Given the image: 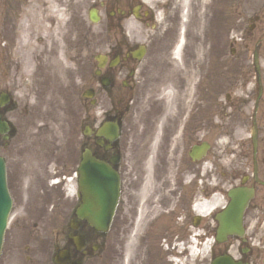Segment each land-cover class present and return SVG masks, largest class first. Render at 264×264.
Here are the masks:
<instances>
[{
    "label": "flooded vegetation",
    "instance_id": "af4514ba",
    "mask_svg": "<svg viewBox=\"0 0 264 264\" xmlns=\"http://www.w3.org/2000/svg\"><path fill=\"white\" fill-rule=\"evenodd\" d=\"M68 3L76 8L80 4L87 7L84 14L73 10L72 18L76 22L82 16L91 23V13L99 20H105V31L98 36V52L94 55V68L88 82H94L96 94H122L126 105L123 108V141L119 138L109 143L103 139V144L99 145L101 138L94 129L83 136L77 157L65 161L56 157L59 183L55 196L49 200L45 197L46 188L42 193L31 192L33 176L29 174V167L27 172L24 163L31 154L23 149L25 145L19 142L13 128L6 135L0 134V155L6 162L7 187L12 200L10 219L16 221L15 229L25 239L16 241V244L22 243L19 247L14 240L7 239L9 234L5 232L0 264H87L99 252L100 239L105 233L122 225L123 264H171L167 260L170 252L160 249L155 262L148 254L143 259L140 253L146 246H158L159 238L166 246L179 247L192 243L201 246L207 241L208 219L196 210V205L208 196L205 162L202 159L193 161L187 152L188 163L175 166L172 187L169 176L166 191H161L158 179L166 175L160 172V167L157 171L156 143L150 148L141 136L149 130H157L165 145L170 141L189 149L193 144L206 141L192 140L207 131L204 114L208 94L197 89L198 100L205 101L202 104L198 100L194 104L191 102L189 108L175 101V92H183L185 101V87L167 84L169 79L165 69L170 66L161 58L162 49H165L161 47V37L169 36L166 50L175 53L181 37L185 43L191 37L195 40V37L207 36L204 21L209 20L214 27L220 21L219 13L230 20V41L229 32L225 36L219 35L218 44L215 35L209 38L211 47L218 45L210 47V55L216 53L217 61L214 57L211 60L217 64L219 77L213 108L221 114L220 129L223 132L233 135L238 129L249 130L256 140L257 135H264V0H68ZM159 22L164 24L165 31L161 35L153 34L158 31ZM112 27L114 31H111ZM77 28L78 25L75 31L79 38ZM80 40L82 50L89 51L93 47V36L89 31L84 30ZM183 49L177 59H182V66H187L183 60L187 53ZM96 55L99 60L95 59ZM13 82L10 69L7 72L1 70L0 85ZM91 87L87 85L84 90ZM194 90L196 92V88ZM191 100L185 102L189 105ZM148 101H153L154 105L149 106ZM158 101L162 102L159 107L155 105ZM131 103L139 112L141 107L143 110L134 120L127 116L129 109H135L133 104L129 105ZM6 109L7 105L0 107L3 119ZM140 127L141 131L136 132ZM132 132L139 134L136 138L142 152L137 155L129 144ZM85 147L109 165L111 174L116 172L119 176V196L106 232L96 230L87 219L77 215V209L82 205L77 173ZM148 148L149 153H146ZM174 151L169 143L167 154L163 156L165 162L161 164L164 170L167 163L174 167L171 157ZM142 157L146 160L142 161ZM136 160H139L136 166L148 173L146 177L143 178L140 172L138 177L134 175L133 161ZM247 161L251 165H247ZM243 168L246 170L242 171ZM50 178L46 177V182ZM217 180L219 192L225 197L237 186L249 188L252 196L244 209L242 236L228 235L214 245L222 247L220 254L229 252L241 264H264V142L252 143L249 150L241 151L237 160L221 169ZM226 203L227 200L221 201L216 212H221ZM47 206L51 208L50 213L46 212ZM215 215L211 216L214 230L218 227ZM57 252L62 254L55 256ZM65 252L69 257L64 255ZM177 256L185 260V250H180Z\"/></svg>",
    "mask_w": 264,
    "mask_h": 264
},
{
    "label": "rangeland",
    "instance_id": "374dc122",
    "mask_svg": "<svg viewBox=\"0 0 264 264\" xmlns=\"http://www.w3.org/2000/svg\"><path fill=\"white\" fill-rule=\"evenodd\" d=\"M48 4L55 5L59 15L56 16L57 18L53 17L46 22L48 32H44L38 20L46 16V6ZM28 5H31L32 13L37 15V18H34L33 15L24 18L30 41L29 47L18 43L17 27V21L20 18L18 15ZM86 8L85 5L81 4L76 8L68 3V0H0V72L1 70L7 72V69H10L11 76L14 77L13 83L6 85L2 83L3 85H0V92L9 93L13 101L12 110L6 114V117L12 122L14 132L20 139L19 142L25 145L23 149L28 150L31 154L29 159L24 162L27 172L29 167L31 169L29 174L33 176L31 192L34 194L42 193L46 188L45 197L49 200L55 196L54 194L57 190L53 183L58 173L55 165L56 157L57 159L61 158L62 161L77 157L78 147L82 141V130L86 125L96 127L105 117L118 118L122 122L120 139L123 141V108L126 105L123 103L122 94L110 95L108 92L109 95H106L103 92H99L94 105H90L87 99L81 96L87 85L92 87L94 85V82L90 83L88 80L94 68V55L98 52L96 47L98 36L105 31V20H100L99 23L93 24L82 19V16H79L78 22L72 18L73 10H78L81 14H84ZM219 15L220 21L217 24L215 23L214 27L210 25L209 20L204 21L206 23L203 29L206 30L207 36L204 38L198 36V38L195 37V40L191 37L189 42H185L183 52L187 53V55H185L183 60L187 66H182V59L178 60L175 58L176 60H174L171 51L166 50L168 35L161 37V47L165 48L162 49L161 58L164 60L163 63L170 66L165 69L169 79L167 84L170 83V86L181 84L186 87V76L190 68H194L191 70L198 74L192 80L194 85L192 86V91H190V95H192L190 99L192 100L189 105L183 99V92L173 91L175 92V101L177 103L189 108L192 103L194 104L198 100L197 89L206 91L208 94L205 99L207 111L204 114V119L207 118V131L203 135L193 138L192 141L204 139L210 144L206 155L202 159L205 162L203 169L207 176L205 185L207 186L208 196H206L207 199L205 201H211L216 198L220 199V202H224V200L228 201V197L219 192L217 180L221 169L229 166L232 161L237 160L241 151L249 150L252 143L255 145L256 143L264 142V135H257L256 140L252 142L251 137L253 136L250 135L249 130L241 131L238 129L236 133L231 135L220 129L221 114L216 111L215 107L213 108L218 96L216 87L219 85L217 64L215 62L217 59L216 53L212 56L210 55L211 45L209 38L215 35V42L218 44L219 35L225 36L229 32L230 41L232 31L230 30V20L223 18L220 13ZM76 25H78L79 38H77L75 31ZM163 26L164 24L159 25L158 31L153 34L161 35L165 28ZM114 29L112 27L111 31H114ZM84 30L89 31L91 36H93V47L89 51L82 50L81 46L80 38ZM147 32L150 33L151 31ZM44 35H47L53 42L46 49L45 46L47 44L43 38ZM200 45L203 46V54L200 56L203 63L195 62V54ZM215 47H218V45ZM215 47L212 46L211 48ZM28 56L31 59L30 66L24 67L23 63L26 62L25 60ZM212 57H214L215 61L211 60ZM119 77H122V75H119ZM94 86L96 87V85ZM203 102L199 101V104ZM161 103V101H158L155 102V105L159 107ZM148 104L153 106L154 102L148 101ZM133 106L135 109H129L127 116L134 120L137 116L139 117L141 112L143 113V110L141 107V112H139L137 106L134 104ZM140 131L141 127L136 130V132ZM137 135L139 134L132 132V138L129 143L131 147H134L133 153L136 155L142 152L138 149L140 147L137 144ZM141 137L147 141L146 143L150 148L151 146L154 147L156 143L154 149L156 151L155 163L157 171L161 164L165 162L163 156L167 154L169 143L174 148L175 151L171 157L175 164L170 173V187H172L175 166L181 162L184 165L189 161L187 155L189 147H181L179 144H172L170 141L168 145H165L161 139V134L157 130H149ZM150 148L145 152L149 153ZM145 160L146 157H142V161ZM136 163H139V160L133 161L134 175L138 177L140 172L143 178L146 177L148 173H145L143 168L139 169ZM61 164L63 165L62 162ZM249 164L250 162L247 161V165ZM244 170L246 168L242 169V171ZM53 176L54 178H52ZM34 177L37 179H34ZM46 177L51 178L46 182ZM166 179L165 177H159L158 179L161 191H166L165 186H168ZM211 209L209 206L206 212L208 219L207 236L210 242L207 248L204 246L200 250H192L189 248L190 246H166L164 241L159 238L158 246L147 247L145 245L146 247L142 248L140 255L145 259L148 254L150 259L155 262L154 259L161 249L164 252L171 253L167 257L171 264H209L210 252L213 251L218 254L222 250L221 246L214 245L212 247L215 230L212 227L213 223L211 220L214 210ZM50 210L51 208L47 206L46 212L50 213ZM15 223V220L10 221L7 229V234H9L7 239L10 241L14 240L13 242L16 244L17 240L25 239L19 236L20 232L15 229ZM117 227L119 229L112 227L100 239L99 252L87 264H123V225ZM156 229H160V227ZM16 245L22 247V243ZM17 250L21 251L22 248H17ZM180 250H185V260L177 256L180 254ZM174 253L176 255H173ZM21 255L24 254L21 253Z\"/></svg>",
    "mask_w": 264,
    "mask_h": 264
},
{
    "label": "water",
    "instance_id": "95a60500",
    "mask_svg": "<svg viewBox=\"0 0 264 264\" xmlns=\"http://www.w3.org/2000/svg\"><path fill=\"white\" fill-rule=\"evenodd\" d=\"M88 95V92L85 93ZM9 125L0 119V132H6ZM99 133L105 135L110 140L118 135L117 123H105L99 130ZM206 147V146H205ZM202 147L194 146L191 155H200ZM83 187L84 205L79 210L80 216L87 217L96 227L107 226L111 218V212L116 200V177H112L107 171V166L92 156L88 151L83 154L80 164V183ZM109 185L113 187L112 197L108 192ZM94 187V195L90 192ZM231 202L229 203L224 216L221 219V227L225 232H232L238 229L241 224V214L247 201V195L235 191L230 193ZM110 202L111 209L108 210ZM10 207V199L5 186V168L2 158H0V245L5 229L6 219ZM211 264H239L235 263L230 256L224 255L216 257Z\"/></svg>",
    "mask_w": 264,
    "mask_h": 264
},
{
    "label": "bare ground",
    "instance_id": "6f19581e",
    "mask_svg": "<svg viewBox=\"0 0 264 264\" xmlns=\"http://www.w3.org/2000/svg\"><path fill=\"white\" fill-rule=\"evenodd\" d=\"M47 10H46V16L41 18L40 20H38L40 22V25L42 26V29L44 32H48V26L46 24V22L48 20H50L51 18L53 17H56L57 15H59V12L57 10V7L53 4H48V6H46ZM60 14L62 15V13L60 12ZM29 15H33L34 18H37V15L32 13V7L31 5H28L27 7H24L23 10H21L20 14L18 15L20 18H18V21H17V27H18V43L22 46H27L29 47L28 45H30V41H29V37L27 35V25L25 24L24 22V18L29 16ZM60 15V16H61ZM57 18V17H56ZM186 22V21H185ZM183 22V23H185ZM162 24L159 22V25ZM152 31V30H151ZM165 31V29H164ZM152 32H155V31H152ZM44 40H46V44L47 46H45V49L48 47V45H52V40H50L48 38L47 35H44L43 36ZM180 45L182 46L183 45V39L182 37L180 38V40L178 41V45L175 47V49H177L175 51V53L173 52L172 54L175 55L176 58H178L179 54H180ZM203 54V47L202 46H198V49L196 51V54H195V62H198V63H203L202 59L200 58V56ZM30 56L26 57V62L23 63V66L24 67H27L28 65L30 66ZM191 69H194V68H190L188 71V75L186 76L187 78V84H186V87L184 88V94H185V101H189L191 96L190 95V91H192V86L194 84H192V80H194V78L198 75L197 73L193 72ZM196 74V75H195ZM96 97V95H95ZM151 167V166H149ZM173 165H170V163H167L166 166H165V170L163 168L160 167V172L165 174L167 178L166 180L168 181V177L170 176V173L172 172L173 170ZM154 174V173H153ZM217 203H220V199H216V198H213L211 201H206V202H201V203H198L196 205V210L199 211V212H203L206 214L207 212V209L209 208V206L212 208L211 210H214L215 207H217ZM209 241L204 245L205 248H207V246L209 245Z\"/></svg>",
    "mask_w": 264,
    "mask_h": 264
}]
</instances>
